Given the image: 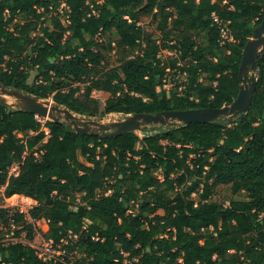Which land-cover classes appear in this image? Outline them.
Segmentation results:
<instances>
[{"label":"trees","instance_id":"1","mask_svg":"<svg viewBox=\"0 0 264 264\" xmlns=\"http://www.w3.org/2000/svg\"><path fill=\"white\" fill-rule=\"evenodd\" d=\"M213 14L233 41L220 44ZM263 19L264 0H0V85L92 118L221 108L239 93L243 50ZM168 67L187 74L181 91L161 89ZM257 78L232 122L144 136L49 120L47 135L35 114L0 102V190L36 202L26 213L0 207V264H264V48ZM94 91L109 94L103 106ZM42 219L64 262L19 239L33 240L30 221Z\"/></svg>","mask_w":264,"mask_h":264},{"label":"water","instance_id":"2","mask_svg":"<svg viewBox=\"0 0 264 264\" xmlns=\"http://www.w3.org/2000/svg\"><path fill=\"white\" fill-rule=\"evenodd\" d=\"M263 48L264 19L244 47L238 76L240 88L236 99L217 109L199 108L164 111L157 114H129L121 121L104 124L92 117L80 119L77 116L80 114L58 105L52 99L41 98L22 90L8 89L3 85H0V102L13 109L28 111L49 121L63 123L71 130L83 135L91 133L110 137L129 132L138 133L149 124L167 127L195 122L213 123L221 119L232 122L236 117L246 113L253 103L258 81V59ZM7 97L15 99L16 103L9 104ZM226 116L229 117L226 118Z\"/></svg>","mask_w":264,"mask_h":264},{"label":"rangeland","instance_id":"3","mask_svg":"<svg viewBox=\"0 0 264 264\" xmlns=\"http://www.w3.org/2000/svg\"><path fill=\"white\" fill-rule=\"evenodd\" d=\"M150 21L151 19L149 17H144L143 20H142V26H143V29H144V33H145V36L146 37H149V38H153L154 37L156 38L157 35H158V31L155 29V27L153 25L150 24ZM158 38V37H157ZM166 53V52H164ZM165 55V54H163ZM35 77H36V73L33 72L31 74V77L29 79V83H33L34 80H35ZM93 98L95 100H97L101 106H103L105 104V101L106 99L109 97V94L108 93H104V92H98V91H94L93 94H92ZM8 99V103L9 104H15L16 103V100L13 99V98H10V97H7ZM80 119H88L87 117H82L81 115H77ZM229 116H226V118H228ZM126 118V115L124 114H120V113H111V114H108L104 117H94L93 119L95 120H99L101 121L102 123L104 124H108V123H113L115 121H121L123 119ZM64 120V119H63ZM162 128L161 125H158V124H149L147 125L144 130H142L141 132H138L139 135L141 136H144L145 134L147 133H153L155 130H158ZM82 159V158H81ZM225 187L227 186H224V185H221L218 187V193H216L215 195H213V200H220L222 197H223V190ZM192 197L197 200V196L195 194L192 195ZM36 205V202L33 201L32 199H28L27 197L23 196H17L15 198H5L3 196V189L0 190V207H3V208H7L9 209L11 212H16V211H22V212H28L32 207H34ZM160 214H162L163 212L162 211H159ZM30 223H32L33 225V229L35 230V237L33 240L29 241L26 239V235H27V232L24 231L22 234H21V237L19 238L21 241L25 242V243H30L31 246H33L36 250L38 251H44L45 250V242H46V233L48 231V225H47V222L42 219V220H39V221H30ZM3 229V233L1 234L0 233V238L2 239V241H7L9 240V237H8V232H7V229L3 228V225L0 224V231H2ZM3 237V238H2ZM1 241V240H0ZM62 245H58L57 246V253H65L64 251H61L62 250ZM60 251V252H59ZM72 256V254H70Z\"/></svg>","mask_w":264,"mask_h":264},{"label":"built area","instance_id":"4","mask_svg":"<svg viewBox=\"0 0 264 264\" xmlns=\"http://www.w3.org/2000/svg\"><path fill=\"white\" fill-rule=\"evenodd\" d=\"M60 11L61 13H65L68 12V8L65 7V4H62V6L60 7ZM68 15H66L64 17V19L68 20ZM213 20L218 24V27L220 29V44H225L226 42H231L233 41V36L231 35L230 29L228 27V22H225L221 19H219L218 16H216L215 14L212 15ZM166 52V53H164ZM165 54V55H163ZM161 58L163 60L167 59L168 56L174 55L173 53H170L166 50L161 52ZM179 66H181V64H179ZM187 78V74L185 72H182L178 67L177 68H171L168 67L166 69V75L163 79V84L161 85V89H163L164 91H171L173 89H178L179 91L182 90V88L184 87V82L186 81ZM36 118L42 122L43 124V128L42 130L49 135V130L45 127V123L47 121V119L41 118L39 116L36 115ZM19 169H20V165L19 164H14L11 169H10V174L11 175H17L19 173ZM162 179V177H160ZM22 212V211H20ZM24 213V212H23ZM13 234V232L11 233ZM45 250L44 251H38L36 250L38 257L41 258L42 260H44L45 262H52V263H58V261H63V259L61 258V256H65V253H57V244L55 243L54 240L49 239L46 240L45 242ZM64 262V261H63ZM67 264V263H65Z\"/></svg>","mask_w":264,"mask_h":264},{"label":"crops","instance_id":"5","mask_svg":"<svg viewBox=\"0 0 264 264\" xmlns=\"http://www.w3.org/2000/svg\"><path fill=\"white\" fill-rule=\"evenodd\" d=\"M157 37H158V38H157ZM157 37H156V38L154 37V39H156V40H158V41H159V40H160V38H161V36H160L159 32H158V35H157ZM21 197H23V196H21ZM47 227H48V226H47Z\"/></svg>","mask_w":264,"mask_h":264},{"label":"bare ground","instance_id":"6","mask_svg":"<svg viewBox=\"0 0 264 264\" xmlns=\"http://www.w3.org/2000/svg\"><path fill=\"white\" fill-rule=\"evenodd\" d=\"M28 199H30V198H28Z\"/></svg>","mask_w":264,"mask_h":264}]
</instances>
